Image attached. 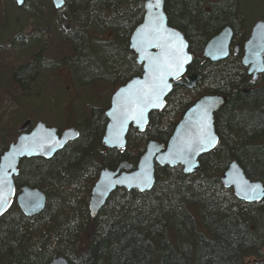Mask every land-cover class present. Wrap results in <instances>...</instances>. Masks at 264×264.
Listing matches in <instances>:
<instances>
[{
  "label": "trees",
  "instance_id": "1",
  "mask_svg": "<svg viewBox=\"0 0 264 264\" xmlns=\"http://www.w3.org/2000/svg\"><path fill=\"white\" fill-rule=\"evenodd\" d=\"M145 1L66 0L74 27L64 37L73 47L70 64L79 84L100 77L122 80L123 86L142 75L129 45ZM164 2L170 27L185 36L194 58L188 71L200 75V83L192 91L174 86L164 110L150 115L145 133L130 130L124 150L103 146L107 109H93L82 123H68L80 137L52 160H22L17 190L39 189L47 204L32 218L14 204L0 219V264H50L56 257L69 264H264V200L245 204L221 182L236 161L250 181L264 186V81H252L241 54L216 64L197 58L226 27L236 36L235 0ZM43 52L14 70L20 89H29L50 65ZM206 94L225 96L228 103L215 115L219 146L200 159V171L187 176L181 168L157 167L152 191L117 190L91 218L92 190L80 187L91 176L94 187L103 169L136 167L148 143L167 144L184 112Z\"/></svg>",
  "mask_w": 264,
  "mask_h": 264
},
{
  "label": "water",
  "instance_id": "2",
  "mask_svg": "<svg viewBox=\"0 0 264 264\" xmlns=\"http://www.w3.org/2000/svg\"><path fill=\"white\" fill-rule=\"evenodd\" d=\"M23 7L26 0H13ZM56 10L66 6V0H51ZM156 0L144 4L143 22L135 29L129 49L136 56V63L142 68L140 77L132 78L112 96L110 108L106 111L107 126L102 144L109 150H124L131 129L143 134L149 125L150 115L165 108V102L174 86H184L192 91L201 81L196 73L188 74L193 63L185 36L170 27L165 13V2L159 0V7H149ZM159 25L160 31H156ZM235 35L226 27L204 48L203 57L211 63L228 60ZM240 45L234 47L238 54ZM242 65L253 81L264 74V22H257L250 37L243 45ZM159 99H153L152 90ZM228 103L222 95H203L185 111L175 131L164 144L150 141L136 167L122 163L117 170L103 169L91 191L89 200L90 217L95 219L117 190L136 191L144 194L152 191L156 184V168H183L187 176L197 174L201 169L200 159L214 152L219 145L215 130V115ZM143 109V116L139 114ZM19 136L0 158V219L16 202L21 213L32 218L40 215L47 204V197L39 189L25 186L19 192L15 180L19 176L22 160H52L69 144L77 141L80 133L76 128L60 132L38 122L31 121L19 128ZM221 182L225 189H231L237 200L245 204L261 203L264 200V186L250 181L236 161L222 173ZM254 189V191H253ZM264 263V258L262 260ZM51 264H69L63 257H56Z\"/></svg>",
  "mask_w": 264,
  "mask_h": 264
},
{
  "label": "rangeland",
  "instance_id": "3",
  "mask_svg": "<svg viewBox=\"0 0 264 264\" xmlns=\"http://www.w3.org/2000/svg\"><path fill=\"white\" fill-rule=\"evenodd\" d=\"M235 3L234 44L243 46L253 26L264 22V0H235ZM68 14L67 8L56 10L51 0H28L22 8L13 0H0V151L5 152L16 142L19 128L28 120L32 127L42 122L62 132L69 128L70 122L82 123L93 109L108 110L112 96L123 83L96 77L79 84L82 79L77 78L70 64L75 57L73 47L64 37L65 30L74 27L70 26ZM40 50L50 65L35 77L29 89L22 90L15 84L13 72ZM203 52L197 54L200 60H206ZM263 76L259 83L264 81ZM91 182L92 176L80 189L91 191Z\"/></svg>",
  "mask_w": 264,
  "mask_h": 264
},
{
  "label": "snow or ice",
  "instance_id": "4",
  "mask_svg": "<svg viewBox=\"0 0 264 264\" xmlns=\"http://www.w3.org/2000/svg\"><path fill=\"white\" fill-rule=\"evenodd\" d=\"M149 7H159V0H156V3L154 5L150 3ZM155 30L160 31L159 25H157ZM152 97H153V99H159V95H158V93L155 92V89L152 90ZM139 114L141 117L143 116V109H139ZM253 191H254V189H253Z\"/></svg>",
  "mask_w": 264,
  "mask_h": 264
},
{
  "label": "flooded vegetation",
  "instance_id": "5",
  "mask_svg": "<svg viewBox=\"0 0 264 264\" xmlns=\"http://www.w3.org/2000/svg\"><path fill=\"white\" fill-rule=\"evenodd\" d=\"M65 8H66V6H65ZM65 8H64V9H65ZM64 9H63V10H64ZM232 45H233V46L235 45V44H234V42H233V44H232ZM261 77H262V76H261ZM261 77H260V79H259V80H261V79H262ZM263 78H264V76H263ZM259 80H258V81H259ZM258 81H257V82H258ZM257 82H255V83H257ZM258 83H259V82H258ZM23 187H25V186H23ZM23 187H21V188H20L19 190H17V191L19 192V191H20V190H21ZM23 216H24V215H23ZM26 218H27V217H26Z\"/></svg>",
  "mask_w": 264,
  "mask_h": 264
},
{
  "label": "bare ground",
  "instance_id": "6",
  "mask_svg": "<svg viewBox=\"0 0 264 264\" xmlns=\"http://www.w3.org/2000/svg\"><path fill=\"white\" fill-rule=\"evenodd\" d=\"M51 264V263H50Z\"/></svg>",
  "mask_w": 264,
  "mask_h": 264
}]
</instances>
